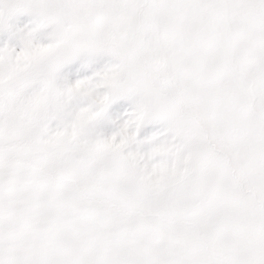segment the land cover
<instances>
[{"label": "snow or ice", "instance_id": "6c2138e0", "mask_svg": "<svg viewBox=\"0 0 264 264\" xmlns=\"http://www.w3.org/2000/svg\"><path fill=\"white\" fill-rule=\"evenodd\" d=\"M0 264H264V0H0Z\"/></svg>", "mask_w": 264, "mask_h": 264}, {"label": "rangeland", "instance_id": "374dc122", "mask_svg": "<svg viewBox=\"0 0 264 264\" xmlns=\"http://www.w3.org/2000/svg\"><path fill=\"white\" fill-rule=\"evenodd\" d=\"M26 19H27V17H21L20 18V23H23Z\"/></svg>", "mask_w": 264, "mask_h": 264}]
</instances>
